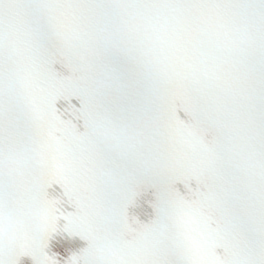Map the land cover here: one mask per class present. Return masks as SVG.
<instances>
[{"label": "snow or ice", "instance_id": "1", "mask_svg": "<svg viewBox=\"0 0 264 264\" xmlns=\"http://www.w3.org/2000/svg\"><path fill=\"white\" fill-rule=\"evenodd\" d=\"M0 264H264V0H0Z\"/></svg>", "mask_w": 264, "mask_h": 264}]
</instances>
